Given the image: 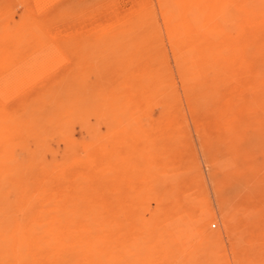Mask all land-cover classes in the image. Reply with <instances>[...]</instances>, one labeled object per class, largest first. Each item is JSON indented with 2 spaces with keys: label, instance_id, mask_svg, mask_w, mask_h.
<instances>
[{
  "label": "rangeland",
  "instance_id": "1",
  "mask_svg": "<svg viewBox=\"0 0 264 264\" xmlns=\"http://www.w3.org/2000/svg\"><path fill=\"white\" fill-rule=\"evenodd\" d=\"M0 264H264V0H0Z\"/></svg>",
  "mask_w": 264,
  "mask_h": 264
},
{
  "label": "bare ground",
  "instance_id": "2",
  "mask_svg": "<svg viewBox=\"0 0 264 264\" xmlns=\"http://www.w3.org/2000/svg\"><path fill=\"white\" fill-rule=\"evenodd\" d=\"M247 72V71H246Z\"/></svg>",
  "mask_w": 264,
  "mask_h": 264
}]
</instances>
